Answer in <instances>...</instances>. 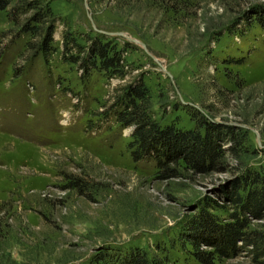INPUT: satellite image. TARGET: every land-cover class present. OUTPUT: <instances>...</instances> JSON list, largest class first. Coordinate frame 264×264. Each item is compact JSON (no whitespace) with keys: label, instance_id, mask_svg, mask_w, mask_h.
Returning <instances> with one entry per match:
<instances>
[{"label":"rangeland","instance_id":"obj_1","mask_svg":"<svg viewBox=\"0 0 264 264\" xmlns=\"http://www.w3.org/2000/svg\"><path fill=\"white\" fill-rule=\"evenodd\" d=\"M95 39L119 52L118 74L83 71ZM137 80L161 126L192 129L202 115L238 134L219 141L215 169L178 160L163 178L153 158L132 157V127L115 112ZM246 172L264 178V0H11L0 10V264H121L134 247L162 264H203L188 225ZM209 212L224 220L231 209ZM213 264L255 262L243 252Z\"/></svg>","mask_w":264,"mask_h":264},{"label":"trees","instance_id":"obj_2","mask_svg":"<svg viewBox=\"0 0 264 264\" xmlns=\"http://www.w3.org/2000/svg\"><path fill=\"white\" fill-rule=\"evenodd\" d=\"M10 3L11 0H0V10ZM50 33L41 41L40 50L48 49ZM96 57L99 58V65ZM70 58V61L77 60L72 55ZM81 64L83 71L98 66L97 68L108 70L110 74H118L121 56L114 48L95 39L89 58L81 59ZM120 104L122 110L116 111L115 116L123 127H132V140L129 142L132 157L135 160L153 158L157 163L158 174L163 178L176 176V169L169 164L178 160L197 172L215 169L219 165L218 157L221 153L219 141H232L238 135L227 125H206L202 115L194 118L197 125L192 129L183 130L174 125L161 126L152 118L149 92L141 80L124 88ZM221 201L204 204L188 225L184 239L192 245V254L203 264H213L216 256L234 257L247 252L255 264H261L260 258H264V178L257 172H246L225 193ZM209 209H231V212L222 220L209 212ZM249 216L258 220L257 224L253 225ZM203 244L209 248H202ZM108 263L109 260L103 255L92 260V264ZM121 264H162V261L150 260L144 250L134 247Z\"/></svg>","mask_w":264,"mask_h":264},{"label":"water","instance_id":"obj_3","mask_svg":"<svg viewBox=\"0 0 264 264\" xmlns=\"http://www.w3.org/2000/svg\"><path fill=\"white\" fill-rule=\"evenodd\" d=\"M85 4H86V2H85ZM103 33H107V32H104V31H102ZM117 34L118 35H121V36H124L125 38H127L129 41H131V42H134V43H137V44H140L141 46H142V48L151 56V57H153L154 59H155V57L147 50V48H146V46H145V44L143 43V42H141V41H138V40H136L134 37H131V36H129V35H127V34H125L124 32H117ZM163 67V66H162Z\"/></svg>","mask_w":264,"mask_h":264}]
</instances>
